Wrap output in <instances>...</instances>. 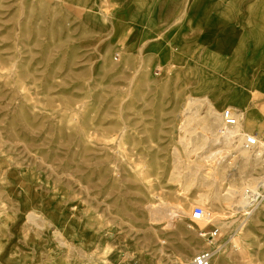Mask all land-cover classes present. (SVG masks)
<instances>
[{
	"label": "rangeland",
	"instance_id": "rangeland-1",
	"mask_svg": "<svg viewBox=\"0 0 264 264\" xmlns=\"http://www.w3.org/2000/svg\"><path fill=\"white\" fill-rule=\"evenodd\" d=\"M222 1L237 15L220 55L240 44L249 59L245 17L257 0ZM181 5L157 6L164 18L153 22L167 41L152 50L119 35L105 2L0 0V172L12 182L18 239L11 264H181L202 251L212 252L211 264L218 254L222 264H264V185L247 190L250 205L240 201L262 166L249 170L222 143V120L217 135L205 129L204 99L185 110L196 85L168 39L175 34L193 66L205 45L195 21L174 18ZM186 116L183 134L195 147L179 139ZM248 132L264 137V118ZM152 206L183 213L163 228L165 220L150 219ZM196 208L207 215L202 226L191 219Z\"/></svg>",
	"mask_w": 264,
	"mask_h": 264
},
{
	"label": "bare ground",
	"instance_id": "bare-ground-1",
	"mask_svg": "<svg viewBox=\"0 0 264 264\" xmlns=\"http://www.w3.org/2000/svg\"><path fill=\"white\" fill-rule=\"evenodd\" d=\"M188 11L192 13L193 20L198 17L197 23L202 28L201 41L205 45L204 52L197 63L193 66L192 58L187 52H183L176 48L180 43L178 38L168 39L170 48L172 47L176 52L174 57L181 64L185 76H188L189 81L194 82L196 87L194 89L195 94L186 100L185 110L187 114H191L193 104L204 99L208 104L207 114L201 119L204 127L211 134H218L220 128V120H222V111H220L223 104L227 103L231 106L235 113H238L240 120L238 123L230 128L222 130V143L227 147H231L234 153H238L240 156L241 164H249V170H255L256 166H262V176L252 177L253 182L248 183L241 203L250 205V194L247 190L257 189L258 185H264V166L261 164L257 151L255 149H249L242 144V137L245 133H249L250 127L256 122H260L264 118V16L260 15L257 11L264 10V0H257L255 6L249 5L247 8L251 11L250 15L245 17V25L248 31L253 35L251 42V57L248 59L243 55V47L240 44H236L231 48V55L229 58H225L220 55L222 48V37L227 31V26L233 24V20L236 18L237 12L232 4L223 3L222 0H189ZM226 5V6H222ZM83 10L88 11L89 8L81 6ZM257 10V11H256ZM254 14H258L259 18ZM263 21V22H262ZM137 23H115L114 28L119 32L122 37H127L133 34L132 27H137ZM144 25L142 42L147 44V47L152 50H159L164 46L166 39H164L162 33L158 34L154 31L153 27ZM147 30V31H146ZM180 74L176 73V77ZM199 93L203 95L198 96ZM258 94H262L263 97L256 99ZM230 108V109H231ZM224 110V109H223ZM191 116H186L184 120L180 122L179 130L182 132L179 136L181 144L187 148L188 145L195 147L196 145L191 141V138L183 133L188 132L186 124ZM244 120L242 121V119ZM236 137H239L236 139ZM260 137V136H259ZM218 138V136H217ZM204 137H200L198 140H202ZM192 142V144H191ZM209 155H212L211 153ZM208 155V156H209ZM179 158V155H177ZM236 157V156H235ZM183 162L175 164L173 167L179 168ZM187 164V163H185ZM223 165V164H221ZM187 169H192L190 166H186ZM188 174V173H187ZM252 176V175H250ZM171 180H178V177L172 176ZM206 178V175L201 177ZM192 181V175L184 176V186H189ZM257 182V183H255ZM257 194V193H256ZM255 194V195H256ZM151 206V204H150ZM201 208L205 209L204 206ZM150 219L151 220H165L166 224L163 228L175 227L173 225V219L177 213H183L180 207H150ZM33 216V212L29 217ZM206 222L205 214L198 219V225L202 226ZM68 228L60 231V234H67ZM245 236V234H243ZM235 243V242H234ZM181 264H189L181 263ZM213 264H222V257L218 254Z\"/></svg>",
	"mask_w": 264,
	"mask_h": 264
},
{
	"label": "crops",
	"instance_id": "crops-1",
	"mask_svg": "<svg viewBox=\"0 0 264 264\" xmlns=\"http://www.w3.org/2000/svg\"><path fill=\"white\" fill-rule=\"evenodd\" d=\"M73 1L76 4H89L92 3H100L105 2L107 4V9L109 12H113L115 14V19H117L120 23H137V27H132L133 32V40L131 44L139 45L142 42V35H143V27L144 25H149L148 27H153L154 31L158 34L162 33L161 28L158 26L157 23L153 21L161 20L164 18L163 13L161 12L164 8L157 7L158 5L163 4H176L183 2L184 5L179 7L181 11V15H175L174 18L176 19H183L188 21L187 23L192 25L191 20L193 18L190 15V12L187 10L189 5V0H69ZM183 14V15H182ZM167 17V16H166ZM198 17H195V23L193 25L199 31H202L199 24L197 23ZM136 25V26H137ZM231 24L227 26L226 35L231 31ZM147 31V30H146ZM198 44V43H196ZM201 45V44H199ZM202 46V45H201ZM0 203L8 204V209H2V215L0 216V264H11V251H12V244L18 240L16 237L12 240L10 226H11V209H10V202H11V195L9 193L10 187L12 185L11 179L9 177V172H0Z\"/></svg>",
	"mask_w": 264,
	"mask_h": 264
},
{
	"label": "built area",
	"instance_id": "built-area-1",
	"mask_svg": "<svg viewBox=\"0 0 264 264\" xmlns=\"http://www.w3.org/2000/svg\"><path fill=\"white\" fill-rule=\"evenodd\" d=\"M222 123L224 127H233L240 120L238 113H235L232 109L226 108L222 111ZM242 144L249 148L255 149L257 151L258 157L262 165L264 166V137H259L257 134H248L245 133L242 137ZM205 214V213H204ZM205 216H207L205 214ZM203 217V210L196 208L191 213V219L196 220ZM218 230L215 229L209 233L211 238H214L217 235ZM206 233H202L205 235ZM212 261V252L202 251L193 256L189 264H211Z\"/></svg>",
	"mask_w": 264,
	"mask_h": 264
}]
</instances>
